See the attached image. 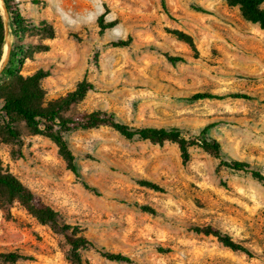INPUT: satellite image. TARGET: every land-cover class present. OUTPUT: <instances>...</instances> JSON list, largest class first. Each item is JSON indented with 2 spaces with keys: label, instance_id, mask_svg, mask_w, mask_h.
<instances>
[{
  "label": "rangeland",
  "instance_id": "obj_1",
  "mask_svg": "<svg viewBox=\"0 0 264 264\" xmlns=\"http://www.w3.org/2000/svg\"><path fill=\"white\" fill-rule=\"evenodd\" d=\"M1 1L0 70L15 39ZM15 1L31 24L18 74L47 72L31 88L32 105L54 102L85 78L94 87L64 117L102 110L129 126L177 127L189 159L182 162L174 140L127 138L108 123L72 124L63 137L74 174L50 137L2 111L1 97L23 83L0 74V171L33 196L26 202L0 185V253L22 255L0 264H76L72 238L82 240L83 264H264L263 180L220 164L200 141L204 132L226 158L264 175V27L234 0H165L167 11L160 0ZM98 7L103 12L94 21L82 22ZM199 91L249 97L190 99ZM34 203L54 210L56 220L40 221ZM214 230L247 252L224 245Z\"/></svg>",
  "mask_w": 264,
  "mask_h": 264
},
{
  "label": "trees",
  "instance_id": "obj_2",
  "mask_svg": "<svg viewBox=\"0 0 264 264\" xmlns=\"http://www.w3.org/2000/svg\"><path fill=\"white\" fill-rule=\"evenodd\" d=\"M234 1L240 5L242 11L250 20L258 22L262 27H264V6H262L264 0ZM3 3L7 11L6 23L10 34H12L15 39L14 42L9 44L7 60L1 67L0 74L5 77L12 76L19 78L23 85L19 92L8 93L1 97L3 102L1 109L4 111L5 115L10 118L14 115L18 116L28 126L32 127L34 131L43 133L50 137L64 153V156L68 161L69 168L74 174H77V168L73 162V155L63 137V132L70 130L72 124L82 128H92L103 123H108L127 138L138 137L159 143L167 139L174 140L179 145L182 162L185 163L189 159V143L182 135L181 130L177 127L129 126L118 121L113 113H108L102 110L91 111L87 114L79 116L76 120H73L70 117H64L62 112L68 109L72 104H75L83 99L86 93L94 87L93 84L85 78L79 81L72 91L68 92L65 96L55 100L54 102L49 103L46 106L32 105L30 101H28L29 96L33 94V90L31 88H37V81L41 77L47 75V72L39 69L25 79L18 74V68L23 62L26 50L25 45L21 42V40L24 32L30 29L29 27L31 24L23 17L15 0H3ZM160 3L162 8L167 11L165 0H160ZM196 9L203 10L201 7H196ZM101 27L104 29L107 26L101 24ZM50 35H52V30L50 31ZM129 41L130 38L128 37L126 40H118L116 44H127ZM3 44L4 22L0 16V58L2 55ZM168 59L173 62L183 60L180 56H168ZM226 96L242 98L249 97L247 94L239 92L221 95L208 91H199L193 93L190 96V99H220ZM9 131L12 135H15V131L13 129H9ZM203 134L204 132H201V143L212 151L214 156L219 159L220 164L234 170L249 171L254 177L261 179L264 182L263 174L254 170L249 163L226 158L220 151L219 143L214 139L205 138ZM146 183L154 188H158L157 185L151 182ZM0 185L3 186L12 196L18 197L26 202H30L32 200V193L11 173L0 171ZM139 208L152 214L156 213L153 208L146 204L140 205ZM30 209L40 221L56 220L57 213L48 206L34 203L30 206ZM213 234L216 235L224 245L229 246L232 249H240L247 252L245 248L232 242L228 236L221 234L219 231L214 230ZM81 241L82 240L77 238L69 239V243L71 245L69 255L76 264H83L82 256L77 251V247L82 243ZM103 254L111 260L129 261V257L121 253L104 252ZM21 256L22 255L17 252L0 253L1 260L12 261Z\"/></svg>",
  "mask_w": 264,
  "mask_h": 264
},
{
  "label": "clouds",
  "instance_id": "obj_3",
  "mask_svg": "<svg viewBox=\"0 0 264 264\" xmlns=\"http://www.w3.org/2000/svg\"><path fill=\"white\" fill-rule=\"evenodd\" d=\"M103 12V8L102 7H98V10L96 11H92L86 14V16L84 18H82V22H89V21H94L95 18L100 15ZM66 21L69 24H72L73 21L71 19H68L67 16H65ZM112 19H115V16L112 17ZM119 26H115L112 31L116 34L119 35Z\"/></svg>",
  "mask_w": 264,
  "mask_h": 264
},
{
  "label": "bare ground",
  "instance_id": "obj_4",
  "mask_svg": "<svg viewBox=\"0 0 264 264\" xmlns=\"http://www.w3.org/2000/svg\"><path fill=\"white\" fill-rule=\"evenodd\" d=\"M0 4H2V1L0 0ZM4 51H5V54L3 55V57H5L6 56V54H7V52H8V49H7V47H6V50L4 49Z\"/></svg>",
  "mask_w": 264,
  "mask_h": 264
}]
</instances>
